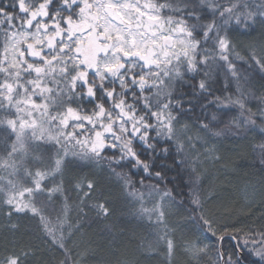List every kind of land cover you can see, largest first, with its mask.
<instances>
[{"label":"snow or ice","instance_id":"snow-or-ice-1","mask_svg":"<svg viewBox=\"0 0 264 264\" xmlns=\"http://www.w3.org/2000/svg\"><path fill=\"white\" fill-rule=\"evenodd\" d=\"M0 264H264V0H0Z\"/></svg>","mask_w":264,"mask_h":264}]
</instances>
